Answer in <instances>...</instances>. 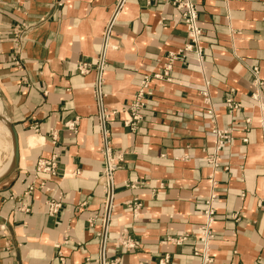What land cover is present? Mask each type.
Listing matches in <instances>:
<instances>
[{
  "label": "crops",
  "instance_id": "crops-1",
  "mask_svg": "<svg viewBox=\"0 0 264 264\" xmlns=\"http://www.w3.org/2000/svg\"><path fill=\"white\" fill-rule=\"evenodd\" d=\"M193 2L202 57L176 62L170 82L150 81L132 129L124 122L139 83L187 41L176 9L161 0H0L1 113L19 143L0 181V264H158L166 254L169 264H200L192 244L210 192L211 264H264V84L251 72L264 80V0ZM21 24L28 31L15 51ZM99 75L103 107L115 111L105 138L122 159L109 196ZM228 98L241 105L232 115ZM213 128L230 130L231 142L217 149ZM11 155L12 146L0 169ZM51 156L58 176L36 173L37 160ZM36 179L60 199L53 217L48 192L27 193ZM184 233L185 244L167 242Z\"/></svg>",
  "mask_w": 264,
  "mask_h": 264
},
{
  "label": "built area",
  "instance_id": "built-area-1",
  "mask_svg": "<svg viewBox=\"0 0 264 264\" xmlns=\"http://www.w3.org/2000/svg\"><path fill=\"white\" fill-rule=\"evenodd\" d=\"M162 3L171 5L176 11L180 14V21L185 27L187 41L183 44L182 47L177 49L176 51H171L167 53L163 63L157 68V70L152 73L151 75L144 76L142 81L139 83L137 91L132 96L131 103L127 109L129 113V119L124 122V125L129 126L132 129H135L138 123H140L143 119V110L146 106V99L151 96L152 91L150 88V81L152 79L158 81H171V74L173 71L174 64L176 62L183 61L189 54H192L197 60H200L202 57V48L199 45V37L202 34V29L198 25V13L196 9V5L194 4L193 0H161ZM28 31V26L21 24L17 26L16 29L13 30V47L16 51L17 47H19L23 39L25 38V33ZM17 65L19 66V61H16ZM96 69L98 70L99 74L104 68V61L103 57L99 55L97 62H96ZM91 65L89 64H81L78 65L76 70L83 74L87 73ZM255 75L254 85L262 86L264 84V80L258 77V69L256 67L252 68L251 71ZM98 83L97 88L95 90L94 99L97 105L98 110V120L101 125V133L104 136V141L102 144V153L104 156L105 166L103 171L104 181H103V188L107 196L112 194V174L118 168V163L122 161L120 156L114 157L111 154L110 147L108 141H106L105 134L106 129L105 125L109 118V113L115 114V111L107 112L106 109L103 107L100 91L98 89L100 84V75L98 76ZM264 92V90H263ZM252 98L254 100H258L259 97L256 94H252ZM262 108H264V104H260ZM225 107L227 112L232 115L236 111H238L241 105L235 102L233 99L228 98L225 100ZM248 122V120H247ZM65 127L69 130H74L75 124L74 123H67ZM211 135L214 137L216 141L217 149H220L221 146L227 145L231 142V132L230 130H220L217 128H213L210 131ZM52 140H55V135L51 134ZM246 141V139H244ZM263 149H264V136H263ZM217 162L212 161L211 164L215 165ZM57 158L56 156H51L50 158H40L37 160L35 165V171L38 174H46L50 177L58 176L57 172ZM132 187V185H131ZM35 188H40L45 190L50 194L49 198L46 200V208L47 214L49 216H55L61 207L59 197L51 194V190L46 187V184L43 180L36 179L32 185L29 187L28 192L30 193ZM216 195L214 192H210L205 199V209L202 212L203 223L197 227V238L196 241L192 244V253L195 257L200 259V264H211L212 263V256H211V249L210 243L214 238L213 233V225L215 222V215L216 209L214 207V200ZM135 206V205H134ZM140 206V205H138ZM136 209V207L134 208ZM235 216V215H233ZM188 240V234H181L177 237L171 238L167 240L174 245H183ZM118 243L121 247L126 249L134 248L135 245L131 243L127 238H120ZM56 247H58L56 245ZM60 262L63 261V257H59ZM102 264L103 261L101 262ZM158 264H169V256L166 254L162 257Z\"/></svg>",
  "mask_w": 264,
  "mask_h": 264
},
{
  "label": "bare ground",
  "instance_id": "bare-ground-1",
  "mask_svg": "<svg viewBox=\"0 0 264 264\" xmlns=\"http://www.w3.org/2000/svg\"><path fill=\"white\" fill-rule=\"evenodd\" d=\"M1 103H0V123H2V128L3 130L10 135L11 141H12V155H11V160L6 163L1 169H0V181L3 180L9 173L10 171L14 168L15 166V144H14V139L12 136L11 132V123L9 119L1 113ZM2 130V129H1Z\"/></svg>",
  "mask_w": 264,
  "mask_h": 264
},
{
  "label": "rangeland",
  "instance_id": "rangeland-1",
  "mask_svg": "<svg viewBox=\"0 0 264 264\" xmlns=\"http://www.w3.org/2000/svg\"><path fill=\"white\" fill-rule=\"evenodd\" d=\"M7 144L11 148L12 141L10 135L3 130L2 123H0V163L1 164H3V162H5L8 157L10 148L9 147L7 148Z\"/></svg>",
  "mask_w": 264,
  "mask_h": 264
},
{
  "label": "water",
  "instance_id": "water-1",
  "mask_svg": "<svg viewBox=\"0 0 264 264\" xmlns=\"http://www.w3.org/2000/svg\"><path fill=\"white\" fill-rule=\"evenodd\" d=\"M11 132H12V136H13L14 144H15V161H16L17 154H18L19 143H18V139H17L16 133H15V130H14V128L12 126H11Z\"/></svg>",
  "mask_w": 264,
  "mask_h": 264
}]
</instances>
